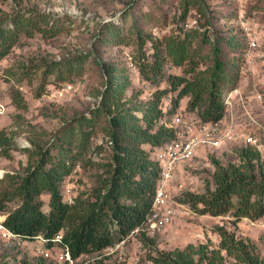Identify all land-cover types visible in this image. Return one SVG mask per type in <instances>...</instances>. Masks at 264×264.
Returning a JSON list of instances; mask_svg holds the SVG:
<instances>
[{"label": "trees", "instance_id": "trees-1", "mask_svg": "<svg viewBox=\"0 0 264 264\" xmlns=\"http://www.w3.org/2000/svg\"><path fill=\"white\" fill-rule=\"evenodd\" d=\"M206 16L204 24L211 26L212 19L205 0H182L181 19L191 9ZM12 27L0 22V58L5 56L21 34L54 35L56 20L51 13L16 11L9 16ZM104 41L119 40L122 28L108 23ZM140 45L138 70L142 78L157 84L164 75L166 60L180 68L170 72L165 87L157 86L147 99L140 98L142 91L128 95L129 77L114 65H105V80L100 90L99 104L82 115L75 125H65L59 136L47 147L33 151L37 158L27 166L24 174H12L16 183L13 191L0 190V210L6 203L19 198V203L7 211L3 223L24 239L43 235L45 244L67 245L72 258L90 251L111 247L134 228L145 225L151 212L160 166L155 152L176 137V127L166 123L163 116L175 111L186 99L185 117H199L206 121L225 118L228 93L237 86L241 54L245 49L243 38L236 35L212 38L209 30L197 27H179L160 39H152V53L142 51L146 34L136 31ZM44 80L51 74L62 81L74 73H81L80 63L64 60L44 65ZM171 106H163V99L170 93ZM95 131L105 135V145L96 151L108 149L104 160L96 165L95 183L84 193L76 195L73 202L64 198L62 182L73 169L76 159L91 148ZM2 154L9 155L7 151ZM238 158L222 163L213 159L214 186L203 193L187 192L180 201L187 203L198 214L231 216L233 224L242 218L258 219L264 216V159L260 150L242 144L237 149ZM47 193V211L41 198ZM62 234L63 244L53 243L57 233ZM219 243L198 245L189 243L184 248L160 250L155 239L140 230L143 243L155 254H149L151 264H264V257L254 244L223 226L218 228ZM48 251V250H47ZM0 264H10L2 262ZM56 264V263H50Z\"/></svg>", "mask_w": 264, "mask_h": 264}, {"label": "rangeland", "instance_id": "rangeland-1", "mask_svg": "<svg viewBox=\"0 0 264 264\" xmlns=\"http://www.w3.org/2000/svg\"><path fill=\"white\" fill-rule=\"evenodd\" d=\"M212 24L205 23L202 12L191 9L181 19L182 0H0V22L12 27L9 16L22 11H45L57 18L54 35L34 33L21 34L8 53L0 58V102L5 111L0 114V190L11 192L16 183L12 174H24L29 163L37 156L33 153L39 147H47L59 136L62 126L75 125L82 115H90V109L99 104L100 90L105 80V65L122 69L129 77V95L141 90L140 98L147 99L157 87L168 85L166 77L170 72L178 73L180 68L166 60L164 75L154 84L141 77L138 70L140 45L137 29L147 36L142 51L148 57L152 53V39L175 32L179 27H197L209 30L212 38L236 35L243 38L245 49L241 54L240 76L233 98V106H227L225 121L236 131L258 130L246 127V110L257 116L264 105V0H205ZM194 18L197 23L188 24ZM108 23L119 25L122 37L115 41H104ZM256 46L252 47L251 39ZM75 60L80 63L81 73H74L59 81L51 74L44 80V65ZM261 94L262 102L256 99ZM170 92L163 99V106H171ZM186 99L173 112L163 116L171 123L177 112L186 113ZM102 131H95L88 152L76 159L73 169L62 182L64 198L73 202L76 195L86 193L95 183L97 167L92 162L105 160L108 149L96 151L99 144H105ZM238 139L223 143L220 147H200L190 159L181 162L173 177V202L187 192L203 193L206 187L214 186L213 159L222 163L238 158L237 149L242 145ZM7 151L10 156L2 154ZM264 159V147L260 149ZM183 183L182 190L175 186ZM43 210L47 211L48 194L43 193ZM172 202V204H174ZM19 203V198L6 203L0 210L3 219L7 211ZM184 203V202H181ZM182 213L168 225L156 229L149 236L155 239L160 250L184 248L187 244L208 243L216 246L220 235L218 228L234 232L254 244L256 251L264 257V216L258 219L242 218L231 222V216H211L194 212L187 203ZM147 230V229H146ZM146 232V231H145ZM49 252V255L45 253ZM142 241V234H128L111 247L90 251L77 258L68 259L61 245L47 246L41 239L9 238L0 231V263L10 264H151L149 254H155ZM231 258L226 263L230 264Z\"/></svg>", "mask_w": 264, "mask_h": 264}, {"label": "built area", "instance_id": "built-area-1", "mask_svg": "<svg viewBox=\"0 0 264 264\" xmlns=\"http://www.w3.org/2000/svg\"><path fill=\"white\" fill-rule=\"evenodd\" d=\"M193 23H197V18H194L188 24L192 25ZM250 44L252 47L256 46L254 38L251 39ZM236 91L237 89H234L228 93L225 99L227 106H233V98L236 96ZM256 99L262 102L261 94H257ZM241 102L248 115L245 126L257 129V133L245 129L236 131L235 127H233V122L228 124L225 118L216 121H206L194 116L185 117L182 113L174 117L173 126L176 127V137L159 147L155 152L160 172L151 212L146 216L145 225L134 228L129 233L130 235H134L140 230H145L148 234H152L156 229H161L168 225L182 213V208L186 207V205L181 202H173V190L175 188L173 177L176 168L181 162L193 157L200 147H220L223 143L235 139L258 150L264 147V105H261L260 114L257 116L249 111L246 104L243 103L244 101ZM4 111L5 105L0 102V114H3ZM175 186L178 190H182L183 183L180 182ZM0 231H3L9 238L20 237L19 234L14 233L5 226L1 218ZM37 238L44 243L49 241L43 235H39ZM52 241L53 243L63 244L61 232L57 233L52 238ZM64 249L67 258L70 259L71 255L68 246L64 245ZM45 254L49 255V252L47 251Z\"/></svg>", "mask_w": 264, "mask_h": 264}, {"label": "bare ground", "instance_id": "bare-ground-1", "mask_svg": "<svg viewBox=\"0 0 264 264\" xmlns=\"http://www.w3.org/2000/svg\"><path fill=\"white\" fill-rule=\"evenodd\" d=\"M1 173V172H0Z\"/></svg>", "mask_w": 264, "mask_h": 264}]
</instances>
